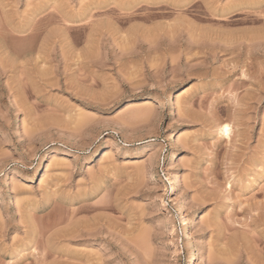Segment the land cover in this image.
<instances>
[{
  "label": "rangeland",
  "instance_id": "1",
  "mask_svg": "<svg viewBox=\"0 0 264 264\" xmlns=\"http://www.w3.org/2000/svg\"><path fill=\"white\" fill-rule=\"evenodd\" d=\"M193 250L264 264V0H0V264Z\"/></svg>",
  "mask_w": 264,
  "mask_h": 264
},
{
  "label": "bare ground",
  "instance_id": "2",
  "mask_svg": "<svg viewBox=\"0 0 264 264\" xmlns=\"http://www.w3.org/2000/svg\"><path fill=\"white\" fill-rule=\"evenodd\" d=\"M175 93V92H174ZM177 95V94H176ZM174 98H175V96L174 95H172V97H171V99L169 100V102H170V105H171V107H172V111H171V114L173 115V114H175V107H174ZM184 109V108H183ZM223 132H224V134L226 135V136H229L228 134L230 133V126L229 125H225L224 127H223ZM178 135V134H177ZM176 156H177V153L176 152H172V155H171V160L172 159H175L176 158ZM169 182H170V184L172 185V190L174 191V184L175 183H179V184H181L180 182V179H179V177L178 176H175L174 178H169ZM83 209V208H82ZM78 213V212H77ZM195 217H197V215H195L194 216V218ZM199 218V217H198ZM200 219V218H199ZM191 221H193V222H195L196 221V219H194V220H191ZM93 226V225H92ZM195 226H196V224H195ZM95 228H96V226H95ZM91 229V228H90ZM89 229V230H90ZM93 229V228H92ZM192 229V228H191ZM85 228H84V230L83 229H76V231L74 232L75 234H73V236H79V234L78 233H81V234H85ZM89 230H88V232H89ZM87 231V230H86ZM95 231H96V229H95ZM77 232V233H76ZM92 232H93V230H92ZM90 233H91V231L89 232V235H90ZM189 234V233H188ZM72 236V237H73ZM66 237V236H65ZM85 237V236H84ZM74 238V237H73ZM72 238V239H73ZM76 238V237H75ZM80 238V237H79ZM77 240V239H76ZM199 250V249H198ZM198 259L199 258H197V254H196V252L193 250L192 251V253H191V255H190V257H189V264H196L197 263V261H198Z\"/></svg>",
  "mask_w": 264,
  "mask_h": 264
}]
</instances>
